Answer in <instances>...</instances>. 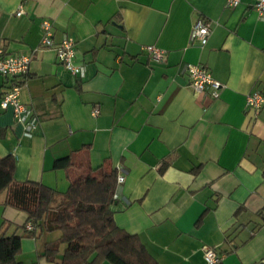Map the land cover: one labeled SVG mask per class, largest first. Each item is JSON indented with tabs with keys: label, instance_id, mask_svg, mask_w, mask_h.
<instances>
[{
	"label": "crops",
	"instance_id": "crops-1",
	"mask_svg": "<svg viewBox=\"0 0 264 264\" xmlns=\"http://www.w3.org/2000/svg\"><path fill=\"white\" fill-rule=\"evenodd\" d=\"M254 3L0 0V50L30 58L21 101L37 117L25 137L12 108H1L14 82L0 76V157L15 158L14 179L65 193L89 169L121 167L115 220L159 264H207L206 247L221 264H264V107L246 106L248 95L264 96V15ZM199 19L211 24L204 46L191 41ZM44 20L56 44L65 34L75 40L83 78L65 70L55 46L41 45ZM148 45L166 60L150 59ZM186 64L210 70L222 84L218 98L194 92ZM67 157L73 166L54 167ZM6 197L0 228L22 234L28 216ZM58 237L23 239L19 260L61 264L66 245L54 261L44 257Z\"/></svg>",
	"mask_w": 264,
	"mask_h": 264
},
{
	"label": "trees",
	"instance_id": "trees-1",
	"mask_svg": "<svg viewBox=\"0 0 264 264\" xmlns=\"http://www.w3.org/2000/svg\"><path fill=\"white\" fill-rule=\"evenodd\" d=\"M73 166L69 157L58 159L55 168ZM16 161L12 155L0 157V195L7 193L5 205L27 214L22 234H8L10 224L0 228V264H25L22 241L39 239L44 233H58L57 240L46 244L45 256L54 261L66 245L61 264H159L142 244L138 235L120 227L112 206L116 203L118 168L105 164L89 169L71 182L65 193L41 183L17 182ZM38 264V263H32Z\"/></svg>",
	"mask_w": 264,
	"mask_h": 264
},
{
	"label": "built area",
	"instance_id": "built-area-1",
	"mask_svg": "<svg viewBox=\"0 0 264 264\" xmlns=\"http://www.w3.org/2000/svg\"><path fill=\"white\" fill-rule=\"evenodd\" d=\"M231 8L238 7L242 0H227ZM254 7L260 15H264V0H255ZM16 16L20 17L24 14L23 5H19ZM41 45L43 47H54L59 62L64 66L65 70L77 77L83 78L86 68L75 62V40L68 35H63L61 41L56 44L54 41L53 24L49 20L41 23ZM211 34V24L205 19H199L194 25L191 33V41L199 42L201 46L207 44ZM142 50L148 54L150 59L155 62H163L167 58V52L153 45L143 46ZM30 58L20 54H5L0 50V76L13 79V86L8 93L4 95L1 101V108L7 110L12 108L16 120L24 126V136L31 137L37 128V117L34 111L22 103L21 89L22 83L20 78H24L29 73ZM184 71L189 77V86L195 93H208L213 99L220 95L222 84L217 81L210 70L201 64H186ZM246 106L255 111H259L264 107V96L260 92H254L247 96ZM99 108L95 107L92 111L93 116H98ZM119 176L117 180L118 187L125 181L123 169L118 167ZM118 198L116 193L115 199ZM27 230H33L31 223L26 225ZM204 258L207 264H221V257L213 248L204 249Z\"/></svg>",
	"mask_w": 264,
	"mask_h": 264
},
{
	"label": "rangeland",
	"instance_id": "rangeland-1",
	"mask_svg": "<svg viewBox=\"0 0 264 264\" xmlns=\"http://www.w3.org/2000/svg\"><path fill=\"white\" fill-rule=\"evenodd\" d=\"M83 174H85V173H83ZM109 263V262H108Z\"/></svg>",
	"mask_w": 264,
	"mask_h": 264
}]
</instances>
